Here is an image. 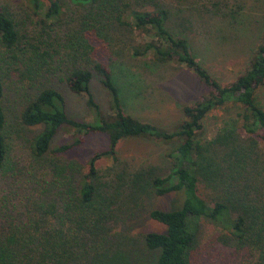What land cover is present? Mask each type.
<instances>
[{
    "label": "trees",
    "instance_id": "16d2710c",
    "mask_svg": "<svg viewBox=\"0 0 264 264\" xmlns=\"http://www.w3.org/2000/svg\"><path fill=\"white\" fill-rule=\"evenodd\" d=\"M71 1L80 11L68 20V15L62 17L58 0L25 4L41 24L38 34L54 33L63 41L56 44L70 62L63 82L69 92L84 99L90 120L70 118L63 96L49 86H42L20 111L21 125L40 127L28 145L32 157H48L53 172L25 221L0 222V264H139V248L123 231L135 219L139 201L168 193L180 196L176 208L147 213L164 231L141 235L142 249L154 255L153 264H190L200 222L220 231L222 245L244 251L249 256L246 264H264V105L256 99L264 85V32L245 71L221 85L197 61L187 40L165 27V8L140 12L128 8L125 0ZM61 21L67 22L64 30ZM123 27L150 37L130 49L132 58L151 55L159 65L174 61L206 90L180 108L182 121L172 130L128 115L111 65L91 55L89 36L108 51L121 42ZM20 38L12 15L0 10V47L10 51ZM108 52L112 64L120 53ZM93 79L106 94V113L91 94ZM2 96L0 83V171L8 148ZM229 110L236 111L235 118H222L221 126L205 138V119L214 111L225 115ZM60 130L67 138L51 147ZM96 133L106 136L105 149L94 152L83 165L64 160ZM124 139L173 143L165 155L166 174L159 175L151 165L122 162L116 147ZM103 158L111 164L99 170L96 162ZM199 187L209 196L205 191L201 197Z\"/></svg>",
    "mask_w": 264,
    "mask_h": 264
},
{
    "label": "rangeland",
    "instance_id": "374dc122",
    "mask_svg": "<svg viewBox=\"0 0 264 264\" xmlns=\"http://www.w3.org/2000/svg\"><path fill=\"white\" fill-rule=\"evenodd\" d=\"M58 1L62 17L65 14L69 16L67 20L80 11L71 0ZM125 1L128 8L140 12L153 10L156 6L165 8L168 14L165 27L174 36L187 40L197 61L221 85L232 82L245 71L264 32V0ZM0 10L12 15L21 36L12 50L0 47V83L3 87L1 104L8 145L0 171V222L17 224L25 221L30 214L31 206L47 188L53 172L48 157L36 159L29 151V142L40 127L20 124L19 114L24 105L32 100L42 86H49L63 96L65 110L70 118L89 121L90 116L84 99L69 92L63 82L65 72L70 67V62L56 46L63 41H57L54 33L48 34V37L38 34L41 24L26 8L25 0H0ZM125 20L129 21L128 18ZM61 22V30L66 29L67 22ZM55 29L58 35L60 29ZM36 38L43 40V44L38 43ZM118 38L121 42L108 49L120 53L113 57L112 64L108 62L110 56L104 44L92 36L87 41L91 45L93 59L111 65L109 68L115 74H112L113 81L120 88L125 112L159 128L174 129L182 121L180 108L190 105L205 93L204 86L183 65L174 61L159 65L154 63L151 55L132 58L130 49L149 40L147 35L123 27ZM42 52L46 54L45 58L37 56ZM90 90L100 111L106 113L107 97L95 79L91 82ZM256 99L259 105H264V85L258 90ZM235 112L229 110L225 115L221 111L212 112L205 119L203 136L210 138L221 126L222 118L234 119ZM65 138L67 133L58 131L51 147ZM124 140L116 147L117 156L122 162L132 167L151 165L158 169L159 175L166 174L168 160L165 155L174 147L173 143ZM106 145L104 134H93L80 147L65 155L64 160L83 165L94 152L105 149ZM110 164L109 158H103L96 162V168L105 170ZM204 190L209 196L208 191ZM205 191L199 187L198 193L204 198ZM179 203L180 196L175 193L150 195L138 202V208L134 210L135 219L123 234L134 239L135 247L139 248V264L154 262V255L142 249L141 235L164 231V226L148 218V211L174 209ZM219 236V230L200 222L190 264H246L249 256L241 249L222 245Z\"/></svg>",
    "mask_w": 264,
    "mask_h": 264
}]
</instances>
